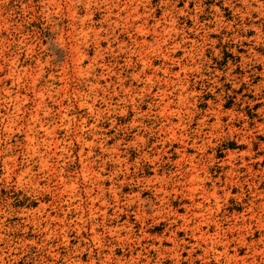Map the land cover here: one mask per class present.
Instances as JSON below:
<instances>
[{"label":"rangeland","instance_id":"obj_1","mask_svg":"<svg viewBox=\"0 0 264 264\" xmlns=\"http://www.w3.org/2000/svg\"><path fill=\"white\" fill-rule=\"evenodd\" d=\"M204 263L264 264V0H0V264Z\"/></svg>","mask_w":264,"mask_h":264},{"label":"bare ground","instance_id":"obj_2","mask_svg":"<svg viewBox=\"0 0 264 264\" xmlns=\"http://www.w3.org/2000/svg\"><path fill=\"white\" fill-rule=\"evenodd\" d=\"M83 48V47H82ZM74 57V56H73ZM75 61V60H74ZM76 61H77V59H76ZM107 75V74H106ZM110 79V78H109ZM166 108H164V110H165ZM167 109H169V108H167ZM171 126V125H170ZM51 127V126H50ZM49 143V142H48ZM59 148V147H58ZM194 181V180H193ZM195 184V183H194ZM205 195V194H204ZM193 197V196H192ZM201 205V204H200ZM199 205V206H200ZM209 209V208H208ZM200 211V210H199ZM199 211H197V213H196V215H198V213H200ZM201 217V216H200ZM187 221V220H186ZM204 221H205V219H204ZM194 222V221H193ZM198 226V225H197ZM196 226V227H197ZM198 229H200V228H198ZM174 233V237H171L170 239L174 242V244H175V246H179L180 245V243L181 242H179V240H178V236H177V231H173ZM199 233H201V232H199ZM204 234V233H203ZM193 236H196V233H194L193 232ZM202 236V235H201ZM168 237V236H167ZM200 238V237H199ZM203 239V238H202ZM206 241V240H205ZM183 246V245H182ZM169 249V248H168ZM178 256V255H177ZM192 263V262H191ZM205 264V263H204Z\"/></svg>","mask_w":264,"mask_h":264}]
</instances>
